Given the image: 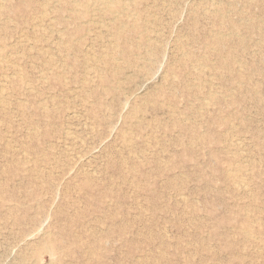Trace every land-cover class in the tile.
I'll list each match as a JSON object with an SVG mask.
<instances>
[{
	"label": "rangeland",
	"instance_id": "rangeland-1",
	"mask_svg": "<svg viewBox=\"0 0 264 264\" xmlns=\"http://www.w3.org/2000/svg\"><path fill=\"white\" fill-rule=\"evenodd\" d=\"M94 1L0 0V264H264V0Z\"/></svg>",
	"mask_w": 264,
	"mask_h": 264
},
{
	"label": "bare ground",
	"instance_id": "bare-ground-1",
	"mask_svg": "<svg viewBox=\"0 0 264 264\" xmlns=\"http://www.w3.org/2000/svg\"><path fill=\"white\" fill-rule=\"evenodd\" d=\"M107 1V0H106ZM111 1H116V0H111ZM119 1V0H118ZM123 1V0H122ZM127 1V0H126ZM130 1V0H129ZM5 2V1H4ZM94 2H99L100 3V0H95ZM75 3V2H74ZM78 3H80L79 1H78ZM123 3H125V2H123ZM104 4V3H103ZM125 4H127V3H125ZM123 5V4H122ZM100 6H101V4H100ZM127 6V5H126ZM106 9V8H105ZM100 12V11H99ZM119 14H121V13H119ZM134 15V14H133ZM134 16H136V15H134ZM133 16V17H134ZM121 27H123V26H121ZM119 28V29H122V28ZM39 78V77H38ZM37 78V79H38ZM230 97V96H229ZM227 98V97H226ZM174 114V113H173ZM246 163V162H245ZM230 172V171H229ZM40 231H41V229H40ZM32 235V234H31ZM30 235V236H31ZM28 236V235H27ZM32 238V237H31ZM250 238H252V237H250ZM32 239H34V238H32ZM31 241V240H30ZM24 242H27V240L25 241V239H24ZM52 254V251H50V255Z\"/></svg>",
	"mask_w": 264,
	"mask_h": 264
}]
</instances>
